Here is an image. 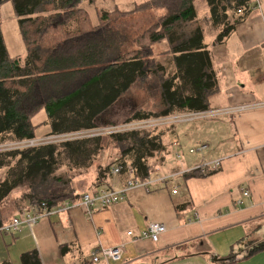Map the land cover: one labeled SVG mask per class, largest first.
<instances>
[{
	"label": "trees",
	"instance_id": "1",
	"mask_svg": "<svg viewBox=\"0 0 264 264\" xmlns=\"http://www.w3.org/2000/svg\"><path fill=\"white\" fill-rule=\"evenodd\" d=\"M5 1L0 0V6ZM11 1L26 59L21 66L18 60L9 58L0 31V145L35 140L37 126L31 120L42 111L49 122V136L100 127L117 129L118 124L116 127L108 110L129 99L133 87L153 76L158 81V112L154 114L138 106L129 110L124 124L209 109L216 76L203 41V24L195 22L193 0H161L160 9L165 13L154 26L157 29L147 36L149 46L142 53L128 51L125 41L108 27L106 15L98 12L99 25L91 26L86 12L80 9L81 0ZM153 1L156 4L159 0ZM204 1L209 10L204 23L222 28L217 42L227 38L249 15L253 2ZM238 11L243 14L234 19ZM163 40L169 47L172 72L149 58L151 45ZM170 128L173 126L165 129L171 131ZM112 131L0 152V170L8 169L6 178L0 182V227L10 222L13 214L22 215L30 206L44 204L52 208L80 199L81 194L72 185L73 175L70 178L55 175L62 157L71 164L73 172H86L91 158L112 145L117 151V163L125 167L126 163H120L119 159L128 158L132 177L147 180L153 173L147 160L166 153L163 134H158L157 129ZM102 140H106L104 145ZM110 167L108 164L97 168L94 191L103 187L111 174ZM195 174L200 173L193 171L190 176ZM15 192L18 197L13 196ZM263 250L264 244L256 245L246 256ZM20 261L41 264L35 251L23 254Z\"/></svg>",
	"mask_w": 264,
	"mask_h": 264
},
{
	"label": "crops",
	"instance_id": "2",
	"mask_svg": "<svg viewBox=\"0 0 264 264\" xmlns=\"http://www.w3.org/2000/svg\"><path fill=\"white\" fill-rule=\"evenodd\" d=\"M92 2L81 3L80 9L86 14L96 10ZM205 8V17L197 21L203 23V41L216 76L208 110L264 102V0H253L249 15L221 42L216 41L221 27L204 23L209 16ZM231 35V49L225 50ZM213 118L177 125L176 133L165 131L166 153H161L157 165L149 164L153 173L145 187L126 189L134 178L122 172L110 174L103 187L94 191L97 168L108 164L113 168L118 155L113 154L106 164L99 158L97 168L84 172L79 186L72 179L74 190L81 195L108 190L121 193V198L104 207L96 204L89 215L79 200L68 201L59 205L67 204L62 211L35 225L0 231V264H21V256L33 251L41 264H113L93 263L92 255L99 248L116 246L123 247L117 264H264V250L246 256L251 247L264 244V108L209 119ZM186 142L191 149L205 145L210 151L196 164H180L184 156L180 146ZM168 145L175 147V154L181 153L176 165L166 163ZM216 160L221 161L216 172L190 176L197 167ZM244 192L248 197L242 196ZM151 223L166 228L157 243L137 238ZM232 256L234 260L228 262Z\"/></svg>",
	"mask_w": 264,
	"mask_h": 264
},
{
	"label": "rangeland",
	"instance_id": "3",
	"mask_svg": "<svg viewBox=\"0 0 264 264\" xmlns=\"http://www.w3.org/2000/svg\"><path fill=\"white\" fill-rule=\"evenodd\" d=\"M90 2V1H89ZM163 2L159 0L156 4H154L153 0H94L92 2V7L96 10H91L89 14H87L89 23L91 26H98V18L97 14L98 12L100 14H104L107 17H109V23L108 27H110L116 35L121 37L125 43L128 51H138L141 52L144 49H148L146 46H149L147 36L151 32H154L157 29L156 26L157 22L159 21V17L164 14V10L160 9ZM193 4L196 11V19L195 22L197 23V18H203L205 17V6L206 3L204 0H193ZM205 5V6H203ZM239 15L235 14L234 17H238ZM97 19V22H96ZM96 22V24L92 23ZM88 23V22H87ZM201 23V22H200ZM199 24V22H198ZM203 24V23H202ZM218 29V28H217ZM222 29V28H219ZM0 31L3 37L4 45L6 47L8 56L12 60H18L20 65L23 66L25 59H26V49L24 47L22 37L20 34V30L18 27V19L15 16L13 5L11 0H6L1 6H0ZM232 36V37H231ZM228 38V41L225 42V50L231 49L230 45L233 41V35H231ZM208 41V39H206ZM217 46V43L214 44ZM210 46V45H209ZM213 47L212 45L210 48ZM151 58L154 62H158V65L163 66L167 72H172L173 67L171 64V56L169 53V47L165 40L160 41L156 44L151 45ZM219 49V48H217ZM171 69V70H170ZM223 69V67H222ZM227 68L226 66L222 71H225ZM150 86V87H148ZM129 99L125 98L120 103L115 104L112 108H110L109 114L111 115V120L115 121L113 123H116V127L118 124L117 129H120L121 131H130V130H139L144 131V129L139 128L138 122H132V123H123L127 119L129 112L132 111L133 108H136L140 106L142 109H147L151 113H157L159 110L158 107V81L153 76L151 78H148L145 82H139L133 89L130 91ZM131 95V97H130ZM131 98V99H130ZM134 101H133V100ZM257 103H264V102H257ZM135 106V107H134ZM130 110V111H129ZM134 111V110H133ZM225 118H230L229 116H223ZM222 117V118H223ZM235 118V117H234ZM213 119H203L201 122H209L213 121ZM206 120V121H205ZM121 121V122H120ZM199 121V120H197ZM32 124L37 125L35 130V136L36 139L39 140V144L36 146L41 145H47V144H56L54 141L56 140L55 137L49 136V122L46 117L45 111H42L38 113L32 120ZM118 122V123H117ZM120 122V123H119ZM196 122V121H194ZM193 122V123H194ZM121 124V125H120ZM188 125V124H186ZM136 127L138 129H136ZM182 127V126H179ZM112 127H100L97 128V130L93 131H86L83 133L84 135H81L80 133H74L71 134L72 138H85L90 136H97V135H104L109 133L112 129ZM178 126H173V132L169 131L170 134L176 133V129ZM113 129V130H117ZM166 129H157L158 134H164ZM210 134V133H209ZM70 134H67L66 137ZM57 137V136H56ZM174 140H176V137H173ZM210 139V135L208 137ZM65 141V140H63ZM62 141H59L57 143H60ZM106 140H102L103 145L105 144ZM171 142V141H170ZM179 145V142L177 143ZM182 152L184 156L181 158V163H188L196 164L202 156H204L207 153V150L210 151V147L208 146L207 150L197 152L193 155H189L187 153L188 149L190 148V144L182 143ZM107 148V149H106ZM175 147H171V145H168V154L165 156L166 163H174L176 165L177 158L175 159L174 151ZM192 148V147H191ZM190 148V149H191ZM117 151L114 150L112 145L106 146L102 152L98 153L94 157L91 158V166L90 169H95L99 165L98 160L101 158H104V164L108 163V158H112L113 154H115ZM202 153V154H201ZM181 154V153H180ZM161 154H155L156 158L148 159V164L157 165L159 162V157ZM154 156V157H155ZM107 157V158H106ZM100 158V159H99ZM157 160V161H156ZM98 161V162H97ZM120 163H126L125 165H131V161L128 158L125 159H119ZM15 161H12V166L14 165ZM174 165V166H175ZM73 167L71 164L65 160L63 157L60 159L58 169L55 172V175L57 176H63L66 178H70L73 175V180H77L78 186L80 185L79 180L85 179L84 177V171H77L73 172ZM8 169H2L0 170V182H2L7 175ZM14 194V195H13ZM12 195L16 197L19 195L18 192L13 193ZM81 194V193H79ZM12 195L9 197V199H12Z\"/></svg>",
	"mask_w": 264,
	"mask_h": 264
},
{
	"label": "built area",
	"instance_id": "4",
	"mask_svg": "<svg viewBox=\"0 0 264 264\" xmlns=\"http://www.w3.org/2000/svg\"><path fill=\"white\" fill-rule=\"evenodd\" d=\"M90 0H81L82 3L89 2ZM258 1V0H257ZM241 12L238 11L237 14H240ZM261 80L264 81V74L261 77ZM264 108V103H252V104H245L241 106H237L234 109H224V110H212V111H203L198 113H179V114H173L165 117H158L153 119H147L144 121H139L138 126L141 129H165L176 125H183L188 123H193L197 120H203L206 118H211L217 115H223L228 113H240L248 110H254V109H262ZM136 129H138L136 127ZM113 130V129H112ZM120 130V129H117ZM117 130H114L117 132ZM112 131V132H114ZM82 132L81 135H84ZM57 136V137H56ZM95 136V135H94ZM98 136V135H97ZM55 137V143L63 140H71L72 135H68V138L65 135H55L52 136ZM86 137V136H84ZM93 137V136H90ZM39 140H28V141H20V142H12L7 144L0 145V152L4 151H10V150H22L26 149L28 147H34L37 144H39ZM176 148L179 146L177 143H174ZM205 145H199L198 147L194 149H190L188 152L189 154L193 155L197 152L206 150ZM175 159H179L181 157V154L178 152L174 155ZM220 160L204 163L202 166L197 167L193 171H198L201 175H206L211 172H216L220 167ZM122 172H126L129 176L132 177V169L127 165L125 167H122L117 163V159H115L114 166L111 170L112 175H119ZM158 178V181H162L165 178L162 177H156ZM151 182L150 180H144L140 181L137 179H131L126 184V189H130L132 187L136 186H144ZM173 193H176V190L173 191ZM243 197H248V193L244 192L242 193ZM121 198V193L119 192H113L108 190H98L94 193H84L81 195L78 203L79 205L84 209V211L89 215L91 212L94 211L95 205L100 204L101 206H108L111 204L116 203ZM240 203V202H239ZM67 204L59 206V207H52L47 208L44 204H41L39 206H30L22 215L14 217L9 223L3 225L0 227V231L2 232H16L23 226H32L35 225L41 218L45 216H50L53 214H56L62 209L66 208ZM166 231V228L164 225L159 223H151L149 224L146 229L137 236L138 239H148L153 243H157L159 241L160 236ZM128 236H131V233H127ZM122 254H123V247L122 246H116V247H110V248H99L96 250V253L92 255V262L98 263L101 261H104L106 263H113L117 264L120 263L122 260Z\"/></svg>",
	"mask_w": 264,
	"mask_h": 264
}]
</instances>
